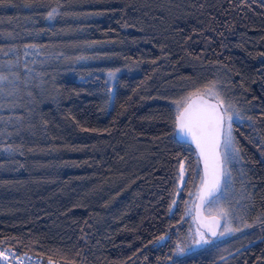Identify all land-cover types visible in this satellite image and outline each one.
<instances>
[{"label": "trees", "instance_id": "obj_1", "mask_svg": "<svg viewBox=\"0 0 264 264\" xmlns=\"http://www.w3.org/2000/svg\"><path fill=\"white\" fill-rule=\"evenodd\" d=\"M0 77V248L264 264V0H2ZM209 82L241 149L217 196L237 231L177 254L194 243L201 173L176 102Z\"/></svg>", "mask_w": 264, "mask_h": 264}, {"label": "snow or ice", "instance_id": "obj_2", "mask_svg": "<svg viewBox=\"0 0 264 264\" xmlns=\"http://www.w3.org/2000/svg\"><path fill=\"white\" fill-rule=\"evenodd\" d=\"M52 15L53 13L50 12L48 19H51ZM0 79H6V77H0ZM216 87V82H209L176 102L178 114L175 125L179 136L178 142L182 144L190 140L191 143H194L204 165L201 182L195 192V198L198 201V203L194 202L197 217L200 215L201 207L205 203L214 202L217 194L225 187L224 181L229 175L228 165L241 154V149L236 147L237 142L232 135V124L235 122L234 114L230 113L228 107L225 106ZM186 171L185 163L181 161L178 173L181 182L185 181ZM172 204L175 205L176 200H173ZM169 211H173L171 205ZM187 211L186 209V213ZM226 217L227 213L221 209L218 215L211 216L207 223L198 226L196 235L199 239L194 240V245L202 246L209 243L201 228H205L213 237L237 231V229L228 227L226 223L223 232L216 231L221 226L220 219L226 220ZM246 226L250 227V225ZM165 240L166 237L161 236L156 243L160 245ZM188 251H191V248L186 250L177 245V254H187ZM0 259L7 261L8 257L0 253Z\"/></svg>", "mask_w": 264, "mask_h": 264}, {"label": "water", "instance_id": "obj_3", "mask_svg": "<svg viewBox=\"0 0 264 264\" xmlns=\"http://www.w3.org/2000/svg\"><path fill=\"white\" fill-rule=\"evenodd\" d=\"M189 102H191V101H189ZM213 102H214V101H213ZM177 114H178V113H177ZM177 114H176V116H177ZM176 116H175V120H176ZM175 136H176L177 138H179V136L177 135V131H176V125H175ZM186 143H188V144L193 148V150L195 151V154H196L197 159H198V164H199V168H200L201 177H202V175H203L204 165H203V161L199 158L198 150L196 149L195 144H194V143H191L190 140H189L188 142H186ZM219 194H220V193H218L217 196H218ZM217 196H216V197H217ZM194 202H195V203H198V201H196V198H195V201H194ZM208 204H209V203H205V205H204L203 207H201L199 217H197V211H196V208H195V204L193 205V220H194V223H195V225H196L197 228H198V226L207 223L208 220H209L210 217H211V216H205L204 213H203V209H204V207H205L206 205H208ZM212 216H215V215H212ZM220 225L222 226V220H221V219H220ZM221 226L218 227V228L216 229L217 232H219ZM201 230L204 231L205 235H206L208 238H210V239H215V238L217 237V236H216V237L211 236V233L207 232V230H206L205 228H201ZM0 264H10V263H9L8 261H4V260L0 259Z\"/></svg>", "mask_w": 264, "mask_h": 264}, {"label": "rangeland", "instance_id": "obj_4", "mask_svg": "<svg viewBox=\"0 0 264 264\" xmlns=\"http://www.w3.org/2000/svg\"><path fill=\"white\" fill-rule=\"evenodd\" d=\"M227 179H228V176H227V178H226V180H225V182H227ZM217 200H218V198L216 197L215 198V201L214 202H212V203H209L208 205H206L205 207H204V209H203V213H204V215L205 216H212V215H218V213H219V211H220V208H218V202H217ZM217 205V206H216ZM192 209H193V202H192ZM197 227L196 226H193V230H194V239H193V241L195 240V239H199V237L196 235V233H197ZM224 231V227H222V228H220V230H219V232H223ZM228 234L226 233L224 236H217L214 240L215 241H220V240H222V239H224V238H226V237H228L227 236ZM205 239H207L208 241H209V243H211V239H209L208 237H206L205 236ZM213 240V239H212ZM209 243H207V244H209ZM206 244H204V245H202V246H196V245H194V243L190 246V247H188L187 249H189V248H191V250L193 251V249H199V248H201V247H204ZM1 253V252H0ZM5 255V254H4ZM8 261V260H7Z\"/></svg>", "mask_w": 264, "mask_h": 264}, {"label": "built area", "instance_id": "obj_5", "mask_svg": "<svg viewBox=\"0 0 264 264\" xmlns=\"http://www.w3.org/2000/svg\"><path fill=\"white\" fill-rule=\"evenodd\" d=\"M0 252L8 257L10 264H55L41 261L40 259L26 254H18L14 250L0 248Z\"/></svg>", "mask_w": 264, "mask_h": 264}]
</instances>
